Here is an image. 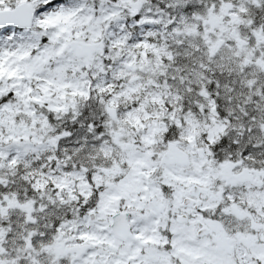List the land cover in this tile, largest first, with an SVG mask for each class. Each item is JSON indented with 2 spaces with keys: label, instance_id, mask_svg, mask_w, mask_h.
Listing matches in <instances>:
<instances>
[{
  "label": "snow or ice",
  "instance_id": "6c2138e0",
  "mask_svg": "<svg viewBox=\"0 0 264 264\" xmlns=\"http://www.w3.org/2000/svg\"><path fill=\"white\" fill-rule=\"evenodd\" d=\"M0 264H264V0H0Z\"/></svg>",
  "mask_w": 264,
  "mask_h": 264
}]
</instances>
